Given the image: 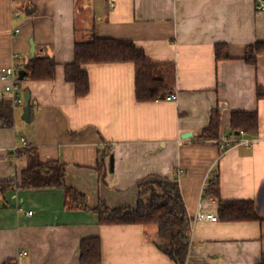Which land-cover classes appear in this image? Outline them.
I'll list each match as a JSON object with an SVG mask.
<instances>
[{"label":"crops","instance_id":"crops-1","mask_svg":"<svg viewBox=\"0 0 264 264\" xmlns=\"http://www.w3.org/2000/svg\"><path fill=\"white\" fill-rule=\"evenodd\" d=\"M96 36L134 41L161 63L177 98L138 100L132 61L88 62L90 88L77 96L65 64L77 41ZM259 42L264 10L254 0H0V74L13 67L19 79L37 55L57 65L53 78L18 80L17 104L0 80V107L13 115L0 125V182L11 184L0 192V264H82L81 243L92 236L101 238L99 264H177L155 243L154 226L102 224L97 211L67 208L63 187H24L32 147L40 162L64 164L90 207H135L140 180L178 178L191 220L186 263H261L264 51L248 58ZM217 43L228 57L216 58ZM235 111H256L258 133L223 149L219 142L239 133ZM214 115L218 134L204 139ZM216 175L222 198L252 200L261 219H198L200 207L220 215L205 191Z\"/></svg>","mask_w":264,"mask_h":264},{"label":"trees","instance_id":"trees-1","mask_svg":"<svg viewBox=\"0 0 264 264\" xmlns=\"http://www.w3.org/2000/svg\"><path fill=\"white\" fill-rule=\"evenodd\" d=\"M216 58L228 57L227 46L217 43ZM226 48V49H225ZM75 58L66 63L65 78L75 84L77 96L88 94L90 79L88 62H133L136 66V92L140 101L160 100L171 92L168 77L160 71L158 61L148 57L146 51L138 47L132 40L114 39L111 37H94L87 41H77ZM264 51V42H259L249 51L248 58L255 60L256 55ZM252 55V56H251ZM56 61L50 56H34L23 65L27 71L23 79L45 80L53 78L56 73ZM259 95H262V89ZM13 118L12 109L3 105L0 107V125H9ZM231 128L243 130L245 133H258L259 117L256 111H235L232 114ZM211 125L205 131L204 139L217 136L220 118H212ZM31 153L28 170L23 179L24 187L57 186L65 189V205L69 209L84 208L99 213L102 224L141 223L144 226L155 227V243L165 251L177 264H187L191 238V220L185 205L178 178L172 179L159 175H148L140 180L139 200L135 207L112 208L105 203L90 207L88 197L83 192L68 185L65 180V166L58 161L40 162L34 148H28ZM11 184L0 182V192ZM206 194L219 202V217L226 220L261 219L255 211L252 200H227L222 198L219 176L205 189ZM82 264H99L102 261L101 238L92 236L83 239L80 248ZM259 264H264V259Z\"/></svg>","mask_w":264,"mask_h":264},{"label":"built area","instance_id":"built-area-1","mask_svg":"<svg viewBox=\"0 0 264 264\" xmlns=\"http://www.w3.org/2000/svg\"><path fill=\"white\" fill-rule=\"evenodd\" d=\"M256 8L259 10H264V0H254ZM19 14V13H18ZM0 80L5 82V88L6 90H9L14 95L15 103H20L22 101V97L18 93V87H19V81L18 77L16 75L15 68L13 67H5L0 74ZM177 93L169 94L166 98L168 100H175L177 98ZM245 132L243 130H239V133L235 134L233 133L232 137H225L220 142L219 145L223 149L227 148L229 145H232L234 143H243L248 145L251 142V138H245L244 137ZM242 135V136H240ZM23 141L25 142V138H23ZM1 148V144H0ZM31 213V212H29ZM196 217L198 219L202 220H213L217 221L218 215L211 211H205L202 207H200L196 213Z\"/></svg>","mask_w":264,"mask_h":264},{"label":"water","instance_id":"water-1","mask_svg":"<svg viewBox=\"0 0 264 264\" xmlns=\"http://www.w3.org/2000/svg\"><path fill=\"white\" fill-rule=\"evenodd\" d=\"M33 42V46H34V41ZM18 76H19V79H23L27 73V71L25 69H20L19 72H18ZM26 110L27 112L29 111L28 107H26ZM236 132H239L238 130ZM193 133L190 131V132H184L183 133V136L184 137H190Z\"/></svg>","mask_w":264,"mask_h":264}]
</instances>
